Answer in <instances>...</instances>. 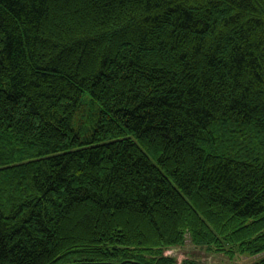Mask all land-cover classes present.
<instances>
[{"label":"trees","instance_id":"16d2710c","mask_svg":"<svg viewBox=\"0 0 264 264\" xmlns=\"http://www.w3.org/2000/svg\"><path fill=\"white\" fill-rule=\"evenodd\" d=\"M187 237L264 264V0H0V264Z\"/></svg>","mask_w":264,"mask_h":264},{"label":"rangeland","instance_id":"374dc122","mask_svg":"<svg viewBox=\"0 0 264 264\" xmlns=\"http://www.w3.org/2000/svg\"><path fill=\"white\" fill-rule=\"evenodd\" d=\"M200 248L194 247L190 238L185 239L183 246H172L166 250V254L175 256L179 261L197 255L202 261H206L209 264H225L230 258L225 254L207 253L206 251H198ZM263 255L249 256V255H236L234 260L239 264H248ZM197 257V258H198Z\"/></svg>","mask_w":264,"mask_h":264}]
</instances>
